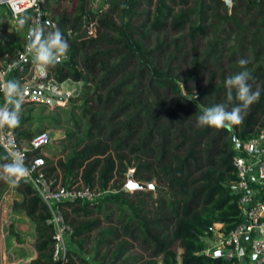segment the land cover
<instances>
[{
    "label": "trees",
    "instance_id": "1",
    "mask_svg": "<svg viewBox=\"0 0 264 264\" xmlns=\"http://www.w3.org/2000/svg\"><path fill=\"white\" fill-rule=\"evenodd\" d=\"M94 3L40 5L46 31L59 28L69 44L48 74L79 82L82 93L58 153L27 154L41 155L45 176L55 182L104 191L93 202L63 203L72 230L64 264H234L207 253L205 238L215 237V224L227 235L243 219L234 157L238 143L264 131V0H101L95 9ZM32 17L26 11L18 35L0 41V60L17 57ZM242 58L259 100L232 129L197 127L203 108L226 102L225 79L243 70ZM32 63L9 78L23 83ZM31 104H23L13 129L20 144L43 131L31 129L35 122L62 124L35 116ZM7 160L0 150V164ZM130 170L135 182L154 188L126 189ZM9 186L0 180V198ZM15 190L14 212L34 225L36 257L29 264H58L48 206L29 184L18 182Z\"/></svg>",
    "mask_w": 264,
    "mask_h": 264
},
{
    "label": "built area",
    "instance_id": "2",
    "mask_svg": "<svg viewBox=\"0 0 264 264\" xmlns=\"http://www.w3.org/2000/svg\"><path fill=\"white\" fill-rule=\"evenodd\" d=\"M43 2L44 0H0V5L6 6L9 12L7 23H0V36L8 26L16 28L22 25L28 10L33 14L29 30L34 26L42 25L40 5ZM28 42L29 38L15 59L0 60V75L10 79L9 74L13 69L24 71L25 61H32L27 54ZM66 82L68 81H55L49 76L48 71L43 75L39 74L32 63L26 71V79L23 82L27 86L24 103L43 104L47 108L66 107L75 92L65 85ZM5 137L9 140L14 139V144L0 139V150L8 159L17 149L24 156L30 175L19 178L18 182L29 184L48 206L50 216L47 222L55 229L53 257L58 264H64L72 230L64 221L61 208L63 203L73 200L93 202L104 191L91 189L82 184L62 185L53 178L45 176L44 158L41 155L31 156L27 153L40 151L48 146L52 140L48 132L43 130L36 133L24 143L25 145L17 141L13 129H7ZM238 152L234 157V165L237 173L236 186L240 194L238 206L243 219L235 229L227 235H222L219 250L224 258L234 259V264H261L264 260V131L258 138L243 143L242 150ZM15 186L10 184L9 189L0 198V250L16 219L13 204L20 197Z\"/></svg>",
    "mask_w": 264,
    "mask_h": 264
},
{
    "label": "clouds",
    "instance_id": "3",
    "mask_svg": "<svg viewBox=\"0 0 264 264\" xmlns=\"http://www.w3.org/2000/svg\"><path fill=\"white\" fill-rule=\"evenodd\" d=\"M68 48L69 44L59 28H50L46 31L44 25H38L31 29L27 54L32 58L39 74L43 75L49 68L59 64L66 56ZM238 64L243 70L228 76L224 82L226 102L203 108L197 117V127L232 129L233 126L243 123L246 109L259 100L260 88L253 90L249 83L252 75L246 68L248 61L242 58ZM26 91L27 86L21 81L6 79L0 75V95L3 97V103L0 104V139L6 143L14 144V139H7L5 132L7 129L20 126ZM233 100L237 101L236 106L229 107ZM28 175L30 170L18 149L11 154L7 162L0 164V180L12 185L18 184L19 178Z\"/></svg>",
    "mask_w": 264,
    "mask_h": 264
},
{
    "label": "crops",
    "instance_id": "4",
    "mask_svg": "<svg viewBox=\"0 0 264 264\" xmlns=\"http://www.w3.org/2000/svg\"><path fill=\"white\" fill-rule=\"evenodd\" d=\"M101 5V4H100ZM99 7L94 3L93 8ZM9 20V12L6 6L0 5V23H7ZM64 134L59 137L63 138ZM14 224L10 227L9 233L5 237L0 250V264H29L35 257L36 252L33 247L35 240V232L33 223L25 217L20 211H17ZM216 235L214 243L210 238H205L207 244V253H214L221 248V233L217 230L219 224H215ZM95 264V263H93Z\"/></svg>",
    "mask_w": 264,
    "mask_h": 264
},
{
    "label": "rangeland",
    "instance_id": "5",
    "mask_svg": "<svg viewBox=\"0 0 264 264\" xmlns=\"http://www.w3.org/2000/svg\"><path fill=\"white\" fill-rule=\"evenodd\" d=\"M94 1L98 5L101 2V0H94ZM3 31H4V34L0 36V41L4 39H10V38L12 39L18 35L14 33L16 31L14 26L13 27L8 26ZM65 85H68L73 91H75L70 105L66 107H61V108H58V107L47 108L44 105L42 106L40 104H31L27 106V107H34L33 113L35 116H40V115L50 116L51 115V117L60 119L62 122V124L60 125H47L46 122H43L41 124L35 122L31 126V129L34 131L35 130L40 131L43 129L44 131L48 132L52 138L50 144L46 146L45 148H43L42 150H40L44 158L50 157L51 155L58 153V151L61 149L62 145L60 143L59 137H61L62 134H65L66 130L68 129V125L70 126V123H66V121L71 117L70 113L72 112V106L78 102V99L80 98V95L82 93L81 84L79 82L68 81L66 82ZM1 100L2 99L0 98V104H2ZM126 189L128 188L126 187ZM15 214H18V213L15 212ZM215 235H216V232H215ZM214 238H210L212 240L211 241L212 243H214Z\"/></svg>",
    "mask_w": 264,
    "mask_h": 264
},
{
    "label": "water",
    "instance_id": "6",
    "mask_svg": "<svg viewBox=\"0 0 264 264\" xmlns=\"http://www.w3.org/2000/svg\"><path fill=\"white\" fill-rule=\"evenodd\" d=\"M225 1L229 5L230 0H225ZM41 19L44 20V15L43 14H41ZM30 34H31V30H29V32H28V38L30 37ZM237 148H238V150H242V143H238L237 144ZM126 187L129 190L145 189V188H154V184L146 185L144 183L135 182L132 179V170H130L129 173H128V180L126 182ZM214 254L215 255H221V250H218V251L214 252Z\"/></svg>",
    "mask_w": 264,
    "mask_h": 264
}]
</instances>
